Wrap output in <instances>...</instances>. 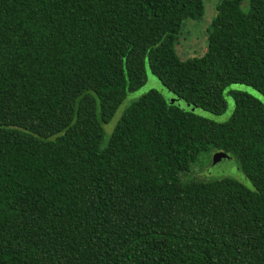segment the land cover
Masks as SVG:
<instances>
[{"label":"trees","instance_id":"obj_1","mask_svg":"<svg viewBox=\"0 0 264 264\" xmlns=\"http://www.w3.org/2000/svg\"><path fill=\"white\" fill-rule=\"evenodd\" d=\"M245 2V6L243 3ZM204 0H0V264H264V0H220L203 55L176 50ZM212 150L233 178L187 177Z\"/></svg>","mask_w":264,"mask_h":264},{"label":"rangeland","instance_id":"obj_2","mask_svg":"<svg viewBox=\"0 0 264 264\" xmlns=\"http://www.w3.org/2000/svg\"><path fill=\"white\" fill-rule=\"evenodd\" d=\"M219 1L220 0H204L205 9L201 19H186L184 21L176 44L177 53L182 59L198 57L205 52L207 47V32L216 14V5ZM243 6H245V2ZM144 70L146 75L145 83L137 90L127 92L110 120L102 124L104 132L103 144L109 139L126 107L150 90L158 92L167 105L216 123L226 122L232 115L235 108V101L233 98V92L235 91L249 94L264 105V96L257 90L245 84L232 83L227 85L223 90V98L226 103L225 110L215 114L185 101L164 86L159 78L151 72L147 59L144 60ZM197 163L198 164L192 167L187 173L188 178L192 176L208 179L227 177L239 181L250 190L254 189L251 181L243 173L236 157L232 154L220 150H212L204 154Z\"/></svg>","mask_w":264,"mask_h":264}]
</instances>
